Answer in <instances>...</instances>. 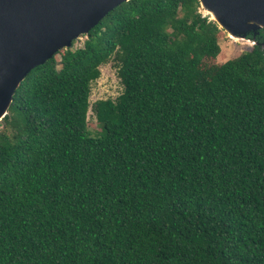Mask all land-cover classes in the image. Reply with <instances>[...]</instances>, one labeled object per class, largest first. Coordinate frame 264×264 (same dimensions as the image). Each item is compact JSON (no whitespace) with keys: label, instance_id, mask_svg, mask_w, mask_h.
Returning a JSON list of instances; mask_svg holds the SVG:
<instances>
[{"label":"trees","instance_id":"1","mask_svg":"<svg viewBox=\"0 0 264 264\" xmlns=\"http://www.w3.org/2000/svg\"><path fill=\"white\" fill-rule=\"evenodd\" d=\"M219 32L197 0H126L26 73L0 119V264H264V32L204 65Z\"/></svg>","mask_w":264,"mask_h":264},{"label":"water","instance_id":"2","mask_svg":"<svg viewBox=\"0 0 264 264\" xmlns=\"http://www.w3.org/2000/svg\"><path fill=\"white\" fill-rule=\"evenodd\" d=\"M123 1L0 0V107L5 106L6 112L14 89L30 69L59 48H68L72 38L86 34ZM204 1L213 7L223 25L209 19L227 33L244 38L258 30L264 32L258 23L250 22H264V0Z\"/></svg>","mask_w":264,"mask_h":264},{"label":"rangeland","instance_id":"3","mask_svg":"<svg viewBox=\"0 0 264 264\" xmlns=\"http://www.w3.org/2000/svg\"><path fill=\"white\" fill-rule=\"evenodd\" d=\"M198 12L202 16H207L210 18V15L198 5ZM211 19V18H210ZM220 29V28H219ZM256 33H251L255 35ZM86 36L84 33L78 34L76 37L70 40V48L80 47L85 40ZM217 43L219 51L214 58H207L203 60L204 65L219 64L224 62L227 59L237 56L241 51L248 49L253 41L251 39L241 37H235L231 39L226 31L220 29V32L217 35ZM65 47L59 48L54 54L53 57L58 61L62 50ZM121 84L118 77L116 76V67L115 62L112 58H109L107 61L99 64L97 66V75L89 83V94H88V107L86 110V128L90 135H95L99 131V127L96 124L93 115V104L95 101L100 99H111L114 100L117 95L121 92Z\"/></svg>","mask_w":264,"mask_h":264},{"label":"bare ground","instance_id":"4","mask_svg":"<svg viewBox=\"0 0 264 264\" xmlns=\"http://www.w3.org/2000/svg\"><path fill=\"white\" fill-rule=\"evenodd\" d=\"M199 4L200 6L210 15V18L211 19H214L219 26H222V22L219 20V18L217 17V14L216 12L214 11L213 7L211 5H209L208 3H206L204 0H199ZM250 22H256L258 23L260 26H262L264 28V22L263 21H260V20H257V19H254V20H250ZM224 30V28H222ZM229 37L231 39H234L235 36L229 34ZM5 106H2L0 107V118L2 117V115H4L5 111H4V108Z\"/></svg>","mask_w":264,"mask_h":264}]
</instances>
